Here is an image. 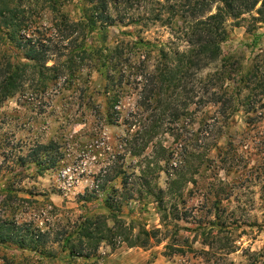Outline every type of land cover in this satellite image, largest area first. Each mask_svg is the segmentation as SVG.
<instances>
[{"label":"trees","instance_id":"1","mask_svg":"<svg viewBox=\"0 0 264 264\" xmlns=\"http://www.w3.org/2000/svg\"><path fill=\"white\" fill-rule=\"evenodd\" d=\"M186 1L189 9L181 1L158 8L157 0H75L77 13L72 18L62 11L65 0L58 7L48 5L52 13H33L31 8L21 7L19 0H0V103L14 96L28 94L37 99L49 90L57 94L68 91L79 100L81 111L75 120L86 124L92 119L101 125L121 122L127 131L136 129L146 146L164 123L181 122L192 113L191 105L194 109L211 105L219 109L227 100L230 105L225 107V114L219 118L218 112L206 121L212 118L219 124L224 119L227 123L243 106L248 122H252L250 113L256 114L260 101L253 90L260 87V94H264V60L247 70H235L234 56L223 54L221 44L228 37V18L245 20L243 15H249L252 22L248 32L257 22H264V0H195L192 6L190 0ZM214 4L216 10L211 12ZM164 10L171 12L163 22L171 27L172 34L165 43L145 40L129 30L109 32L111 27H147L162 20ZM209 68L213 70L203 73ZM93 72L104 79L97 94L90 89ZM244 90L247 93L241 97ZM129 94L135 101L127 108L125 97ZM98 95L104 97V109L97 101ZM59 149L60 144L53 139L46 143L18 142L2 149L0 170L5 174L0 179V264H44L46 259L56 258V248L66 264L100 256L102 245L112 249L121 244L149 248L172 233L166 228L169 216L171 220H187L189 216L193 230L199 231L202 245L210 251L196 250L188 241L180 244L179 240L174 245L167 243V248L185 252L186 246L188 252L198 251L209 261L233 248V241L227 247L220 245L232 240L233 225L237 223L235 213L226 212L222 205L230 198L231 190L223 194V187H218L210 191L211 195L203 193L202 209L195 207L187 212L183 188L196 181L193 175L185 177L178 172L185 164L180 158L174 169L177 172L168 173L164 188L152 183L153 177L145 169L133 179L118 169L107 180L120 178L124 192L121 198L119 189L112 187L104 201L107 214L74 219L60 216L52 203L36 199L21 185L26 177L43 175L54 167L62 158ZM217 150L216 156L208 160L217 168L239 170L234 147ZM256 178L264 187V174L250 182ZM136 192L140 200L153 196L160 223L168 233L122 219V200H134ZM92 198L91 194L82 196L84 202Z\"/></svg>","mask_w":264,"mask_h":264},{"label":"rangeland","instance_id":"2","mask_svg":"<svg viewBox=\"0 0 264 264\" xmlns=\"http://www.w3.org/2000/svg\"><path fill=\"white\" fill-rule=\"evenodd\" d=\"M48 1L19 0V4L21 7L31 8L33 13H52L48 5L58 7L63 0H55L53 3ZM157 1L158 8L180 1L187 8L189 3L186 0ZM190 1L189 5L192 6L195 0ZM215 6L216 4L212 6L211 12L216 10ZM62 11L74 18L77 13L75 0H65ZM163 13L162 20L148 24L147 27H111L109 32L115 34L120 30H129L145 40L165 43L172 34L171 27L163 19L171 12ZM186 14L191 15L189 12ZM243 17L245 20H226L228 37L221 44V50L225 55L234 56L233 69L244 71L252 65H260L264 60V22H257L255 29L248 32L252 21L248 19L249 15L245 14ZM175 19L178 18L173 17ZM212 70L213 68H209L203 73ZM103 84V77L93 72L90 76V89L97 94ZM246 93L247 90H244L241 97ZM253 93L259 95L257 100L260 101L256 104V114L250 113L252 122H248V114L242 109L243 106L231 116L228 115L230 117L227 123L223 122L224 119L219 124L213 122L212 118L218 112L219 118L222 113L225 114V107L230 105L227 100L219 109L212 105L194 109L195 106L191 105L190 109L194 110L192 113L181 122L164 123L147 146L144 145L141 134L135 133L136 129L127 131L121 122L101 125L92 119L86 124L75 120L81 111L79 100L72 98L68 91L57 94L54 90H49L44 97L37 99H32L28 94L14 96L0 103V164L3 159L1 151L6 145L15 146L18 142L34 140L44 143L51 139L57 141L62 153L58 163L45 170L43 175L26 177L21 185L32 191L36 199L52 203L59 209L60 216L74 219L86 214H107L104 201L112 193V187L119 189L117 194L122 198L124 191L120 178L107 180L118 169L125 171L131 178L145 169L153 177L152 183L164 188L168 173L174 175L177 172L174 169L179 166L178 158L183 159L181 161L185 164L178 172H182L185 177L193 175L196 181L183 188V202L187 212L195 207L202 209L203 193L211 195L210 191L219 189L218 187H223V194L231 190L230 198L223 200L222 205L226 206V212L232 210L235 213L237 227L233 225L235 228L231 241L224 240L220 243L227 247L233 241L230 252L209 261L198 251L188 252L185 245V252L167 248V243L174 245L179 240L180 244H187L188 241V245L191 243L196 250L210 251L207 246L202 245V237L199 231L195 233L193 230L189 216L187 220H171L169 216L166 228L172 233L165 232L153 196L140 200L136 192L133 194L134 200H122V219L127 223L134 221L136 225L148 230L161 228L169 236L149 248L121 244L112 249L102 245L99 249L100 256L87 261L79 259L75 264H264V187L258 182L260 178L250 182L253 177L264 174V94H260V87L253 90ZM97 101L101 104V109H104V97L98 95ZM134 101L133 95H127V108L133 106ZM208 117H212L209 122L206 121ZM226 146L234 147L237 151L240 166L238 171L217 168L214 162L208 160L216 156L217 149ZM133 152L138 155H132ZM204 153L207 155L204 156ZM4 174L1 169L0 179H3ZM87 194H91L93 198L84 202L82 196ZM22 195L29 197L27 193ZM108 223L111 224V221ZM173 225L177 226L176 230ZM61 255L60 249L56 248V258L46 259L44 264H66L61 260Z\"/></svg>","mask_w":264,"mask_h":264}]
</instances>
